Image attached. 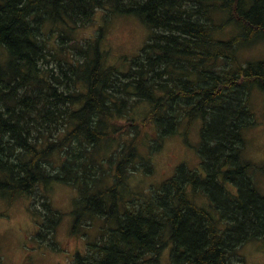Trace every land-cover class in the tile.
Returning <instances> with one entry per match:
<instances>
[{
	"label": "trees",
	"instance_id": "16d2710c",
	"mask_svg": "<svg viewBox=\"0 0 264 264\" xmlns=\"http://www.w3.org/2000/svg\"><path fill=\"white\" fill-rule=\"evenodd\" d=\"M101 10L153 29L127 69L107 65L100 36L73 37ZM260 41L264 0H0V194L77 188L73 233L103 224L71 264H161L170 244L172 264H234L264 240V195L243 158L264 60L239 55ZM197 123L205 174L182 166L125 202L131 177L152 175L166 140ZM42 197L37 238L64 251L62 214Z\"/></svg>",
	"mask_w": 264,
	"mask_h": 264
},
{
	"label": "rangeland",
	"instance_id": "374dc122",
	"mask_svg": "<svg viewBox=\"0 0 264 264\" xmlns=\"http://www.w3.org/2000/svg\"><path fill=\"white\" fill-rule=\"evenodd\" d=\"M47 27H50V23ZM152 34L153 29L136 16L101 10L91 24L78 28L73 37L75 41L84 42L100 36L107 65L124 70L150 41ZM241 49L239 55L245 63L264 60V41L247 44ZM250 106L256 124L244 130L246 145L243 158L252 164L248 174L264 195V90L255 87L251 91ZM200 127L201 124L197 123L187 133L183 129L180 134L168 138L162 151L154 158V173L132 176L130 190L126 188L122 193L124 201L143 199L151 189L159 188L173 177L182 166L204 175ZM42 196H47L53 208L62 214L56 242L64 251H55L49 245L41 244L37 238L40 216L34 214L33 208L35 203L40 207L45 200ZM77 197V188L63 183H54L50 187L42 185L35 196L0 194V255L4 264H71L77 252L86 254L97 233L101 232L103 221L97 219L92 226L81 227L78 233H73L76 218L74 201ZM199 200L203 202L201 197ZM173 247L170 244L162 251L161 264H172ZM155 255L158 257V251ZM243 263L264 264V240L252 241L240 248L234 257V264Z\"/></svg>",
	"mask_w": 264,
	"mask_h": 264
}]
</instances>
